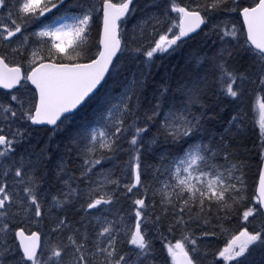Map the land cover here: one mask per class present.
Here are the masks:
<instances>
[{
    "label": "snow or ice",
    "instance_id": "1",
    "mask_svg": "<svg viewBox=\"0 0 264 264\" xmlns=\"http://www.w3.org/2000/svg\"><path fill=\"white\" fill-rule=\"evenodd\" d=\"M0 264H264V0H0Z\"/></svg>",
    "mask_w": 264,
    "mask_h": 264
}]
</instances>
